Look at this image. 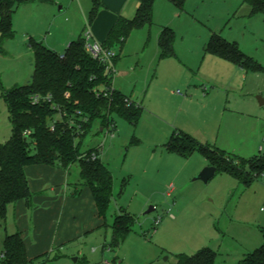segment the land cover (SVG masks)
<instances>
[{"label":"rangeland","instance_id":"rangeland-1","mask_svg":"<svg viewBox=\"0 0 264 264\" xmlns=\"http://www.w3.org/2000/svg\"><path fill=\"white\" fill-rule=\"evenodd\" d=\"M18 1L11 20L14 35L0 39V94L31 82L30 36L41 42L43 38L55 50L62 47L59 40L74 29L76 21L71 3L84 4V0ZM158 1L153 24L130 33L112 74L116 85L125 89L138 84L133 101L142 110L136 123L112 114L114 130L111 126L101 130L96 122L80 145L81 153L98 149L111 174L110 209L104 217L96 212L99 224L90 231V241L56 246L27 264H82L83 260L176 264L178 255L191 256L202 248L215 253L214 264H237L263 243L264 172L249 173L247 161L264 153V105L259 103L264 100V14L246 16L247 7L240 0H186L183 11L166 0ZM55 5L63 11H55ZM160 25L175 33L176 58L159 60L157 56L153 35ZM211 33L235 42L261 69L245 72L222 59L204 56L203 45ZM172 130L186 132L202 144H216L234 157L246 179L216 172L206 184L195 180L211 165L198 153L187 160L168 153L165 144ZM10 136L7 109L0 99V145ZM204 162L207 166L194 173ZM78 172L77 164L72 165L60 187L63 195L81 197L85 207L84 195L90 196V202L92 198L87 187L78 186ZM39 179L26 177L27 183ZM75 188L77 195L72 196ZM31 204L25 209L28 240L43 213L35 199L31 198ZM17 208L8 206L5 219L0 220V257L5 236L20 226ZM121 212L131 216L133 225L119 246L109 249L112 217ZM58 220L59 216L53 234ZM64 223L72 228L81 222L70 213Z\"/></svg>","mask_w":264,"mask_h":264},{"label":"trees","instance_id":"trees-1","mask_svg":"<svg viewBox=\"0 0 264 264\" xmlns=\"http://www.w3.org/2000/svg\"><path fill=\"white\" fill-rule=\"evenodd\" d=\"M136 1L138 7L134 17H119L116 20L101 43L105 49L120 50L132 31L152 25L155 0ZM166 1L178 11L184 10L186 0ZM240 1L249 9V16L264 14V0ZM18 2L0 0L2 41L14 35L11 20ZM98 8L99 2L93 0L89 12L90 24ZM174 41V31L163 27L158 36L159 59L175 56ZM28 46L33 53L31 82L0 94L11 126L10 138L0 145V220L5 219L7 207L18 201L24 200L30 207L31 194L24 169L36 165L58 167L68 174L70 167L77 164L78 186L90 190L98 215L104 217L111 202L112 177L101 162L98 149L80 152L81 141L92 131L96 122L103 129L115 126L110 118L112 114L135 124L142 107L112 87L105 65L86 51L83 36L72 41L61 55L32 37L28 40ZM204 53L227 61L245 72L261 69L236 43L216 33L209 37ZM115 60L116 57L113 63ZM165 149L183 158L198 153L215 168V173L223 172L238 180L246 179V172L236 166L234 157L201 144L182 131L172 132ZM247 164L249 173L261 175L264 172V153L255 155ZM132 225L133 219L126 213L114 216L109 249L119 246L130 233ZM262 235L263 243L237 264H264V231ZM0 258V264H27L24 243L18 232L5 236ZM214 260L215 253L209 248H202L191 256L178 255L176 264H214ZM82 264L90 263L83 260Z\"/></svg>","mask_w":264,"mask_h":264},{"label":"crops","instance_id":"crops-1","mask_svg":"<svg viewBox=\"0 0 264 264\" xmlns=\"http://www.w3.org/2000/svg\"><path fill=\"white\" fill-rule=\"evenodd\" d=\"M99 2V8L96 14V17L90 24L88 22L89 20V12H90V0L86 1L84 0V4H81V2H77L76 5H73L74 3H71L72 10L75 12L76 21L74 23V29L70 30L68 32V35H64L59 41V45L62 47L53 48V46H48L44 43L42 38V43L49 49L55 51L58 54H62L65 49L69 46V44L76 40L80 35L83 36L86 32H89L91 35V39L93 41H97L98 43H102L111 27L114 25L116 20L119 17H123L126 19H131L134 17L136 9L138 7V3L136 0H97ZM159 2L158 0H155L153 4V11H152V20L153 17L156 18L155 14V7L156 3ZM93 4V3H92ZM55 5V11L60 13L63 11V7H59L58 10L56 9ZM92 7V5H91ZM17 9H15L16 11ZM14 11V13H15ZM54 11V9H53ZM178 11V10H177ZM13 13V14H14ZM249 16V9L247 8V15ZM54 18H57L55 15ZM165 23V22H161ZM153 24V21H152ZM151 26V25H150ZM148 26V27H150ZM146 27V26H145ZM163 27H169L166 25H160L159 26V32H156L153 35V45L155 48H157V56L159 55L158 52V36L162 30ZM144 28V27H143ZM142 29V28H141ZM138 29V30H141ZM136 31V30H135ZM212 34V33H211ZM210 34V36H211ZM209 36V37H210ZM33 37V36H30ZM34 38V37H33ZM48 41V37H44ZM41 42V39H38ZM209 38L205 41L203 45V54L204 56H211L204 53V47L207 43ZM126 42V41H125ZM235 43V42H234ZM125 44V43H124ZM124 46V45H123ZM122 46V48H123ZM52 47V48H51ZM122 48L118 51L115 49L116 52V60L114 62L115 67L117 69V63L119 61V57L121 55ZM144 52L142 51L141 56ZM175 53V50H174ZM247 55V54H246ZM214 57V56H212ZM159 58V56H158ZM176 58V53L174 57ZM216 58V57H214ZM168 59V58H166ZM163 60V59H159ZM187 64V62H186ZM190 66V64H188ZM119 69V68H118ZM116 74V73H115ZM126 76H131V73H126ZM116 75L112 78V87L116 90H118L120 93L125 95L130 99V101H133V95L137 91V83L129 84L128 89L123 88L119 83L116 85V80L114 81ZM117 79V77H116ZM115 83V84H114ZM133 85V86H132ZM202 91H205V88L202 89ZM180 94V93H179ZM185 102L187 98H182ZM264 101V100H263ZM134 102V101H133ZM264 105V102L263 104ZM102 129V128H101ZM115 129V127H114ZM174 130H172L169 134V136L172 134ZM181 131V130H179ZM183 132V131H182ZM186 133V132H184ZM187 134V133H186ZM189 135V134H188ZM169 137L167 138V140ZM166 140V141H167ZM202 144V143H201ZM210 146L209 144H206ZM212 148L220 149L216 144L210 146ZM224 151V150H222ZM197 154V153H194ZM194 154H192L191 158ZM200 155V154H199ZM201 156V155H200ZM186 158V160L188 159ZM207 166V163H201L199 168H196L194 173H197L202 169V167ZM25 176H35L37 177V180L40 178L42 181L37 182L34 181H28V187L31 191V198L35 199V202L37 204L43 207L41 210L43 213H40L39 215V221L41 224L36 221V226H34L33 230L31 231L30 238L28 240L26 234L28 233V226L25 223L26 220V210L27 208H31V198H30V207L26 204L25 201H18L14 205H12L14 208L18 207V215L22 218H19L20 226L18 229H15V233L18 232L23 240L25 251H26V257L27 260H33L37 259L39 256L45 255L47 252L53 250L56 248V246L61 248L64 245H67L71 243L73 240H83V241H90V231L93 230L95 227L98 228L99 221L96 219V207L93 202H90V196L84 195L86 197V206L84 207L83 202L81 201V197L78 198H70L66 194L63 195L60 185L62 184L64 180V176L66 178V173L61 170L60 168L52 167V166H45V165H36V166H27L24 169ZM39 179V180H40ZM48 186L47 190L41 191L45 186ZM78 190H74L72 193V196L77 195ZM53 194L54 196L50 197L46 193ZM63 195V196H62ZM92 198V196H91ZM10 206V205H9ZM111 206V202H110ZM109 206V209H110ZM108 209V211H109ZM70 213H72L76 218L80 219V222L78 225L75 224V226H72V228L64 223L65 216L67 217ZM37 211H34V216H36ZM91 214V215H90ZM96 214V215H95ZM118 214V213H116ZM115 214V215H116ZM112 217V221L114 216ZM58 220V225L56 227V230L53 234V228H54V221ZM35 218V217H34ZM112 223V222H111ZM29 236V235H28ZM247 252L246 254H248ZM244 254L243 257L246 255ZM242 257V258H243ZM241 258V259H242ZM108 264V263H106Z\"/></svg>","mask_w":264,"mask_h":264},{"label":"built area","instance_id":"built-area-1","mask_svg":"<svg viewBox=\"0 0 264 264\" xmlns=\"http://www.w3.org/2000/svg\"><path fill=\"white\" fill-rule=\"evenodd\" d=\"M85 40V49L90 54V56L98 60L100 63L104 64L106 67V71L111 77V83L114 73V63L113 60L116 57V53L112 49H105L101 43H98L97 41H93L91 39V35L89 32H86L84 35ZM130 100V99H129ZM35 102V99L33 100ZM126 102H128L126 100ZM130 102V101H129ZM115 126H111V130H114ZM159 224V220L154 222V225L157 226Z\"/></svg>","mask_w":264,"mask_h":264},{"label":"water","instance_id":"water-1","mask_svg":"<svg viewBox=\"0 0 264 264\" xmlns=\"http://www.w3.org/2000/svg\"><path fill=\"white\" fill-rule=\"evenodd\" d=\"M263 100L259 99V103L260 105L263 104ZM102 130V129H101ZM215 174V168L214 167H211V166H208V167H205L198 175L197 177L195 178V180H198V181H201L203 183H207L210 179H212V177L214 176ZM153 208H150L148 212L152 211ZM76 260V259H75Z\"/></svg>","mask_w":264,"mask_h":264}]
</instances>
